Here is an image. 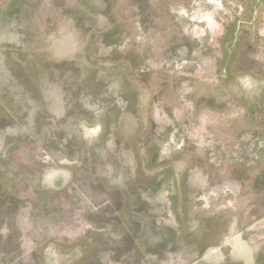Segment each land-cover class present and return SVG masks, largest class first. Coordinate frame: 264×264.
I'll return each mask as SVG.
<instances>
[{
  "label": "rangeland",
  "instance_id": "374dc122",
  "mask_svg": "<svg viewBox=\"0 0 264 264\" xmlns=\"http://www.w3.org/2000/svg\"><path fill=\"white\" fill-rule=\"evenodd\" d=\"M0 264H264V0H0Z\"/></svg>",
  "mask_w": 264,
  "mask_h": 264
}]
</instances>
